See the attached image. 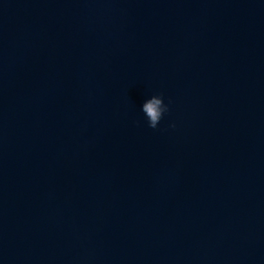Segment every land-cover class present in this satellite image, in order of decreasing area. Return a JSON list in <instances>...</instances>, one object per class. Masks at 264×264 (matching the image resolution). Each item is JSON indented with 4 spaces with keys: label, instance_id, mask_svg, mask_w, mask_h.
<instances>
[{
    "label": "clouds",
    "instance_id": "9594fccd",
    "mask_svg": "<svg viewBox=\"0 0 264 264\" xmlns=\"http://www.w3.org/2000/svg\"><path fill=\"white\" fill-rule=\"evenodd\" d=\"M141 110L147 118L148 126L155 129L163 114L168 111V105L164 104L161 96L154 95L143 103Z\"/></svg>",
    "mask_w": 264,
    "mask_h": 264
}]
</instances>
